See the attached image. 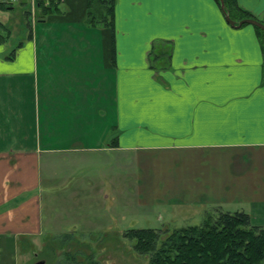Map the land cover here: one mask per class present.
<instances>
[{
  "label": "crops",
  "instance_id": "obj_1",
  "mask_svg": "<svg viewBox=\"0 0 264 264\" xmlns=\"http://www.w3.org/2000/svg\"><path fill=\"white\" fill-rule=\"evenodd\" d=\"M0 1L10 9L14 0ZM84 4L59 0L9 52L0 33V242L18 248L51 233L44 194L62 159L76 192L89 190L75 178L81 167L114 172L105 183L114 201L132 155L149 201L199 213L185 224L225 203L264 209V36L228 23L219 0H115L112 52L75 24ZM225 8L236 22L264 21V0ZM65 41L82 49L64 50Z\"/></svg>",
  "mask_w": 264,
  "mask_h": 264
},
{
  "label": "rangeland",
  "instance_id": "obj_2",
  "mask_svg": "<svg viewBox=\"0 0 264 264\" xmlns=\"http://www.w3.org/2000/svg\"><path fill=\"white\" fill-rule=\"evenodd\" d=\"M99 1L92 0L91 7H87V10L85 6H82V9L85 10L83 14L85 22L81 18V21L75 20V24L77 21L78 24H83V30L89 35L87 39L90 40V43L94 42L93 39L96 41L97 37H101L103 42L106 38L105 41L108 45L109 30L103 25L106 20H110V17L108 14L106 18L101 17L104 8H101ZM43 3H47V0ZM11 5L10 9H0V20L11 30L8 33L6 29L0 26V33L7 37L5 40L7 47L21 37L26 39L29 30L32 32V24L34 25L41 17L45 18L47 12L54 11L51 7L43 13L37 6L36 0H14ZM65 6V10L68 11L66 3L64 8ZM72 7L69 5V9ZM69 12H64V18L68 16L65 13ZM76 13L78 12H72L69 17H72L73 14L75 16ZM93 17L94 19L91 20ZM25 19H28V23H25ZM100 28L103 29V32L99 31ZM74 30L76 31V27ZM87 42L84 41L83 43L87 44ZM13 45L15 44L13 43ZM57 45L55 42H49L51 50L58 49ZM62 45L64 50L82 49L79 46H83L82 42L79 41H65ZM37 46L41 49L39 42ZM12 49L10 47L7 51ZM35 79H40L39 73ZM51 80L50 78L49 81ZM108 81L106 82L108 83ZM104 93L108 97L111 96L108 86H106ZM107 120L104 116L98 119L99 122L104 121L102 126H106ZM112 123L114 125V119H112ZM101 155L102 153L95 155L96 160H98L96 162L99 164L104 162ZM127 160L126 184L121 193L117 191L114 201H109V198L105 199L108 192L105 183L109 180V174L111 178L117 176L114 172L109 173L103 164L91 170L84 169V167L77 170L80 171V174L75 178L77 177V180L82 178V180L85 179L86 182H89L86 185L89 190L81 193L76 192V184H68L62 180L64 175L68 173L66 161L62 159V161L55 162L56 173L52 174V179L49 180V182L54 183L51 185L53 187L44 194L46 206L44 212L49 215V221L52 222L48 228L51 233H44L29 240L22 239L19 241L18 248L11 243L0 242V264H147V255L136 252L132 247V242L126 237L125 232L128 229L179 227L181 224H185L184 220L192 221L199 213L196 210L181 213L168 202L149 201V196L140 193L139 174L134 167L132 155H127ZM112 189L114 190V188ZM207 204L209 205V203ZM233 204L225 203L223 210L246 211L252 216L251 221L253 223L264 225V209L254 208L252 210L248 206L241 209V205L238 204L239 208H237ZM209 206L217 207L219 205L214 203ZM208 211L215 213V210L209 209ZM168 216H174V221L171 222L172 219ZM198 219L199 222L202 217ZM38 261L40 262L36 263Z\"/></svg>",
  "mask_w": 264,
  "mask_h": 264
},
{
  "label": "trees",
  "instance_id": "obj_3",
  "mask_svg": "<svg viewBox=\"0 0 264 264\" xmlns=\"http://www.w3.org/2000/svg\"><path fill=\"white\" fill-rule=\"evenodd\" d=\"M36 0L43 13L49 8L58 11L59 0ZM224 5L234 0H223ZM104 10L101 17L109 30V49L113 52L114 2L100 0ZM8 1H0V8L10 7ZM91 7L92 0H84ZM50 13V12H49ZM91 18V20H93ZM42 20H37V24ZM35 23V24H36ZM255 26V25H254ZM259 34L264 30L255 26ZM3 35L0 34V42ZM207 212V211H206ZM208 211L197 223L179 227H138L125 232L133 249L147 255V264H264V225L251 221L250 213L243 210ZM92 264V263H91Z\"/></svg>",
  "mask_w": 264,
  "mask_h": 264
},
{
  "label": "water",
  "instance_id": "obj_4",
  "mask_svg": "<svg viewBox=\"0 0 264 264\" xmlns=\"http://www.w3.org/2000/svg\"><path fill=\"white\" fill-rule=\"evenodd\" d=\"M219 3H220V7L224 13V18L225 20L230 23L231 25H240L242 23H251L252 25H255L259 28H261L262 30H264V22L260 19H257L255 17H243V18H240L239 20H237V22L232 19L229 14L227 13V10L225 8V5H224V1L223 0H219ZM40 261L36 262V263H39Z\"/></svg>",
  "mask_w": 264,
  "mask_h": 264
}]
</instances>
